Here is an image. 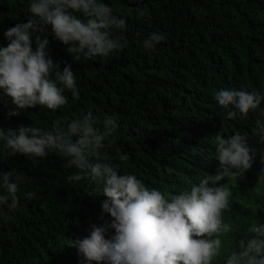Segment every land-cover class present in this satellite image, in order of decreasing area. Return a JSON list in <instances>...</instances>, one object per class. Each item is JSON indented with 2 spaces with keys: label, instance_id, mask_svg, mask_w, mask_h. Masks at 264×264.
<instances>
[{
  "label": "trees",
  "instance_id": "16d2710c",
  "mask_svg": "<svg viewBox=\"0 0 264 264\" xmlns=\"http://www.w3.org/2000/svg\"><path fill=\"white\" fill-rule=\"evenodd\" d=\"M30 2L0 0V47L9 43L4 36L7 29L29 19L39 21L29 11ZM102 2L125 13L122 34L128 46L108 58L76 61L66 51L68 45L54 36L51 25H44V32L30 37L31 49L36 50L37 35L48 40V58L61 72L70 66L79 99L65 92L68 104L57 110L36 105L9 116L16 105L0 89V130L38 127L51 131L53 121L66 125L91 112L99 123L114 115L119 128L106 142L110 146L102 150L103 162L118 174L135 175L166 198L222 171L215 137L239 132L246 137L252 167L218 182L233 192L225 222L234 231L225 239L228 251L223 256L238 251L245 230L253 223L264 225V142L254 134L256 120L264 122V101L247 118L229 119L212 92L243 88L264 93V0ZM138 9L144 11L143 17L137 18ZM153 32L166 39L145 50L143 40ZM124 155L127 159L122 160ZM9 171L23 173L26 179L17 192L15 212L6 218L7 205H0V264H84L68 241L83 239L92 224L102 226L113 219L108 213L101 217L107 197L97 193L99 186L88 179L67 182L66 177L77 170L54 151L43 158L10 154L0 142V173ZM27 193L35 195L29 198ZM114 234V229H108L104 235L111 239Z\"/></svg>",
  "mask_w": 264,
  "mask_h": 264
},
{
  "label": "clouds",
  "instance_id": "9594fccd",
  "mask_svg": "<svg viewBox=\"0 0 264 264\" xmlns=\"http://www.w3.org/2000/svg\"><path fill=\"white\" fill-rule=\"evenodd\" d=\"M29 11L39 21L29 19L7 29L4 36L9 43L0 47V89L16 105L9 116L17 115V109L36 105L57 110L68 104L65 92L71 93L73 100L79 99L70 66L61 72L48 58V40L37 35L36 50L31 49L30 37L44 32V25H51L54 36L68 45L66 51L76 61L108 58L129 44L122 34L127 22L125 13L102 0H31ZM144 14L137 10V18ZM117 30L121 32L118 36L114 34ZM165 39L163 34L153 32L143 40V48L154 49ZM212 96L229 119L237 115L247 118L264 101V93L243 88L214 90ZM256 127L254 134L264 142V122L257 119ZM118 128L114 115H107L98 123V118L89 112L66 125L53 121L51 131L38 127L0 130V142L10 154L43 158L54 151L65 158L68 167L77 170L66 177L67 182L88 179L99 186L97 193L107 197L101 205V217L108 213L113 218L111 222L92 224L88 236L68 241L69 246L78 249L84 264H214L220 259L224 264H264V225L257 223L245 230L238 241V251L223 256L228 251L225 239L234 231L233 225L225 222L233 192L218 182L251 169L252 156L244 135L237 132L224 138L217 134L215 155L222 171L205 176L190 190L166 198L135 175L118 174L116 168L103 162L102 150L110 146L106 142ZM25 179L23 173L15 171L0 173V187L6 193L0 195V205H7L6 218L18 207L17 192ZM26 195L30 198L35 193ZM108 229L115 230L111 239L104 235Z\"/></svg>",
  "mask_w": 264,
  "mask_h": 264
}]
</instances>
